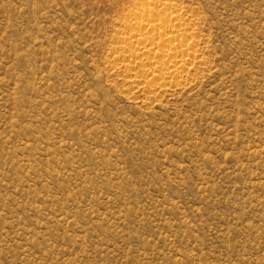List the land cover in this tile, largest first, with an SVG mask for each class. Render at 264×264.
I'll return each instance as SVG.
<instances>
[{"label":"rangeland","instance_id":"rangeland-1","mask_svg":"<svg viewBox=\"0 0 264 264\" xmlns=\"http://www.w3.org/2000/svg\"><path fill=\"white\" fill-rule=\"evenodd\" d=\"M192 74L110 60L139 0H0V264H264V0H166Z\"/></svg>","mask_w":264,"mask_h":264},{"label":"bare ground","instance_id":"bare-ground-1","mask_svg":"<svg viewBox=\"0 0 264 264\" xmlns=\"http://www.w3.org/2000/svg\"><path fill=\"white\" fill-rule=\"evenodd\" d=\"M139 4L138 11L123 19L126 29L116 32L119 42L112 48L110 65L121 70L132 89L147 83V94L154 95L185 81L200 57L194 31L178 9L166 0H139Z\"/></svg>","mask_w":264,"mask_h":264}]
</instances>
